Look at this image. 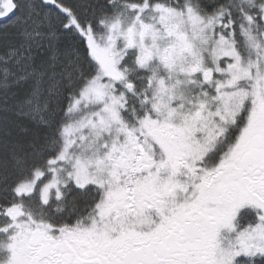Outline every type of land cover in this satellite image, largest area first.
<instances>
[{
    "label": "snow or ice",
    "instance_id": "obj_1",
    "mask_svg": "<svg viewBox=\"0 0 264 264\" xmlns=\"http://www.w3.org/2000/svg\"><path fill=\"white\" fill-rule=\"evenodd\" d=\"M0 264H264V0H0Z\"/></svg>",
    "mask_w": 264,
    "mask_h": 264
}]
</instances>
